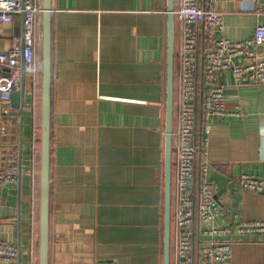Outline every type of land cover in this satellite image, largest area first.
I'll return each mask as SVG.
<instances>
[{
	"label": "crops",
	"instance_id": "crops-1",
	"mask_svg": "<svg viewBox=\"0 0 264 264\" xmlns=\"http://www.w3.org/2000/svg\"><path fill=\"white\" fill-rule=\"evenodd\" d=\"M216 8L233 42L264 25L256 14L264 0H217ZM22 35L20 16L0 24V50ZM181 41L177 23L174 112ZM167 52V0H53L49 264H163ZM24 81V114L0 113V161L16 149L22 171L0 191V243L16 245L20 258L0 264H38L40 177L27 171L40 80L26 73ZM221 82L228 107L245 117L213 122L208 177L223 206L264 221V195L238 184L242 174L264 178V85L236 87L230 72ZM225 264H264V243L235 244Z\"/></svg>",
	"mask_w": 264,
	"mask_h": 264
},
{
	"label": "built area",
	"instance_id": "built-area-1",
	"mask_svg": "<svg viewBox=\"0 0 264 264\" xmlns=\"http://www.w3.org/2000/svg\"><path fill=\"white\" fill-rule=\"evenodd\" d=\"M42 1L0 0V24L11 23L16 16L23 20L22 38L7 53L0 50V69H6L0 75V113L11 108V94L20 90L23 75L41 78ZM216 2L179 0L174 12L182 45L179 122L173 135L172 264H225L231 260L235 244L264 243V221L248 222L239 210L223 206L217 198V185L208 177L213 122L245 117L239 107H228L222 76L230 72L236 87L264 85V25H257L252 38L233 42L225 36L223 14ZM256 14H264V8L256 9ZM199 105L201 137L197 142ZM20 161L16 149L2 157L0 191L18 183ZM31 163L27 173L35 178L38 165L34 157ZM238 184L244 191L264 195V178L242 174ZM19 255L16 245L0 243V262L16 261Z\"/></svg>",
	"mask_w": 264,
	"mask_h": 264
},
{
	"label": "water",
	"instance_id": "water-1",
	"mask_svg": "<svg viewBox=\"0 0 264 264\" xmlns=\"http://www.w3.org/2000/svg\"><path fill=\"white\" fill-rule=\"evenodd\" d=\"M42 44L40 61L42 66L39 87L40 103V166H39V238L38 264H49L50 251V191H51V143H52V83L57 75L53 67V0L42 1ZM175 7L176 0H167L168 52H167V105L165 134V184H164V233L163 264H171L172 253V193H173V135H174V83H175ZM25 75L19 91L11 94V108L24 114ZM21 163V161H20ZM20 258V255H19ZM99 264H113L100 262Z\"/></svg>",
	"mask_w": 264,
	"mask_h": 264
},
{
	"label": "trees",
	"instance_id": "trees-1",
	"mask_svg": "<svg viewBox=\"0 0 264 264\" xmlns=\"http://www.w3.org/2000/svg\"><path fill=\"white\" fill-rule=\"evenodd\" d=\"M36 90H37V96H38L39 102L41 103V89H40V87H37ZM178 122H179V110L176 108V110L174 112V131H175L176 127H177ZM200 124H201V110H200V105H199V108H198V126L199 127H198V131H197V142H199L200 137H201ZM37 130H38L39 134H38V138H37V143L35 144L36 145V150H35L34 159H35V162L38 165V169H39V166H40V130H41L40 115L37 118ZM174 146H175V140H173V148H174ZM39 173H40V170H39ZM173 178H174V163H173ZM174 191H175V188L173 189V193H172V196H173V198H172V207L174 205V196H175V192ZM172 222H173V220H172ZM172 226H173V224H172ZM171 243H172V252H173V236H171ZM171 263H172V261H171Z\"/></svg>",
	"mask_w": 264,
	"mask_h": 264
},
{
	"label": "rangeland",
	"instance_id": "rangeland-1",
	"mask_svg": "<svg viewBox=\"0 0 264 264\" xmlns=\"http://www.w3.org/2000/svg\"><path fill=\"white\" fill-rule=\"evenodd\" d=\"M172 264V263H171Z\"/></svg>",
	"mask_w": 264,
	"mask_h": 264
}]
</instances>
